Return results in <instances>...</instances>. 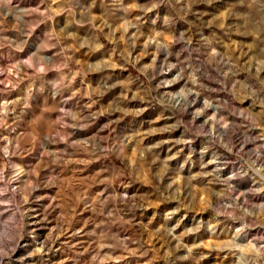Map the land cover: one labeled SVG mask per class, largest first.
I'll list each match as a JSON object with an SVG mask.
<instances>
[{
  "label": "clouds",
  "instance_id": "1",
  "mask_svg": "<svg viewBox=\"0 0 264 264\" xmlns=\"http://www.w3.org/2000/svg\"><path fill=\"white\" fill-rule=\"evenodd\" d=\"M156 106L162 127L122 123ZM69 169L89 171L72 197ZM201 249L264 264V0H0V264H200Z\"/></svg>",
  "mask_w": 264,
  "mask_h": 264
},
{
  "label": "rangeland",
  "instance_id": "2",
  "mask_svg": "<svg viewBox=\"0 0 264 264\" xmlns=\"http://www.w3.org/2000/svg\"><path fill=\"white\" fill-rule=\"evenodd\" d=\"M142 2H146V0H142ZM198 8H202V9H215L217 8L216 4L213 5H198ZM77 55H79V53H77ZM131 71V70H130ZM89 79H92V77H89ZM159 114V109L158 106L156 107H150L149 110L147 112H145L143 114V116L140 117H136L134 119V122L129 123V121H132L133 118H128L127 121H124L122 123H125L128 125L129 128H134L136 131L139 132H146L149 128L151 127H162L165 123H168L169 121H164L161 120L158 124L156 125H152L150 123V121L154 120L156 118V116ZM101 119H107L106 117H102ZM182 130H176L173 132H165L163 134H159L156 136H149L147 138V140L145 141V143H154L158 140H165V139H170V140H176L178 139L181 135H182ZM135 146V141H133V144L130 145L129 147L132 148ZM172 148V153H175L179 150V145H171V144H166L163 145L162 149L158 150L160 152H162L164 155H169L171 153L167 152L168 148ZM186 152L187 150H185L184 153H181V158H184L186 156ZM129 156L134 157V153H132L131 151H129ZM115 163L117 164L118 167H123V165L121 164L120 161H115ZM129 164V166L131 167V161L127 162ZM82 167V166H81ZM89 171L85 170V171H80V172H73L71 169L67 170L65 172V178L67 179L70 188L68 191V197H72L73 196V191L74 190H78L79 188H82L84 186H86L89 183ZM141 187H144V185H141ZM71 202V200L69 201ZM45 205L48 203L47 201L44 202ZM166 207V205H162L161 208ZM58 209H57V213H58ZM151 211H157L155 209H150L149 212ZM43 212L44 210L41 208L39 211V214L37 216V220H39L40 218H42L43 216ZM78 212L80 213V215L77 217V223H75L73 225V230H75L77 227H83L84 225V221L87 219V217L90 215L89 213H86L83 211V208H79ZM51 219L54 221L55 219V213L52 214ZM142 220H144V217H141ZM149 226H151V224L153 223V221H151L150 219H148L146 221ZM52 225L50 224H46L44 226H40V235L44 236L47 234V228L50 227ZM85 231H87V229H85ZM68 241L69 244H75V243H79L80 244V248H78V251H83L84 248H86L88 246V241L86 237H67L64 238ZM187 240H192L194 238L189 237L186 238ZM57 247H60V245L58 244ZM157 247H159V245H157ZM199 253H204L208 255V259L203 260L200 262V264H230V260L231 258L229 257L228 260H225L223 258V254H217V253H208L207 249H201L199 250L198 253H194V256H196L198 258ZM163 253L161 252V255ZM74 255L73 251L70 248H62L60 252H56L53 254V259H65L69 256ZM178 255H180L178 253ZM86 258V257H85ZM125 264H128V262H125ZM157 264H163L162 261H158ZM177 264H195L194 260H187V261H178Z\"/></svg>",
  "mask_w": 264,
  "mask_h": 264
}]
</instances>
